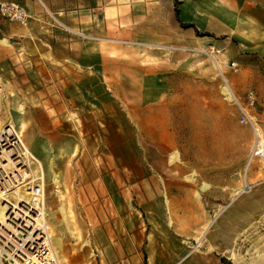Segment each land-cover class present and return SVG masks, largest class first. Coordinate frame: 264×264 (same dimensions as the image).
I'll list each match as a JSON object with an SVG mask.
<instances>
[{
  "label": "rangeland",
  "instance_id": "obj_1",
  "mask_svg": "<svg viewBox=\"0 0 264 264\" xmlns=\"http://www.w3.org/2000/svg\"><path fill=\"white\" fill-rule=\"evenodd\" d=\"M178 1L201 34L164 51L0 33V129L37 158L61 264H264V4Z\"/></svg>",
  "mask_w": 264,
  "mask_h": 264
},
{
  "label": "crops",
  "instance_id": "obj_2",
  "mask_svg": "<svg viewBox=\"0 0 264 264\" xmlns=\"http://www.w3.org/2000/svg\"><path fill=\"white\" fill-rule=\"evenodd\" d=\"M2 1L20 4L30 15L26 25L0 17L2 36L25 41L26 35L31 38L47 33L64 41L71 57L80 54L87 58L95 48L100 50V43L108 39L113 26L117 28L118 40L143 47L141 51L150 47L155 48L151 51H164L163 48H173L175 42H187L197 33L194 27L181 25L175 14V0ZM258 2L264 4V0L254 1V4ZM180 17L183 22L194 24L181 13ZM195 27L199 30L197 25ZM0 41L7 43L6 38H0Z\"/></svg>",
  "mask_w": 264,
  "mask_h": 264
},
{
  "label": "built area",
  "instance_id": "obj_3",
  "mask_svg": "<svg viewBox=\"0 0 264 264\" xmlns=\"http://www.w3.org/2000/svg\"><path fill=\"white\" fill-rule=\"evenodd\" d=\"M0 17L21 24L29 20L22 5L2 0ZM243 111L241 122H247L250 116L246 110ZM1 136L0 143L13 144L10 148L19 155L18 164L26 168L27 172L15 170L10 164L4 166L1 162L3 158L0 157V204L11 207L0 208V264H61L53 246V227L57 224L51 216L52 212H58V208H32L31 199H42L47 192L44 177L36 178L35 182H31L33 179L30 176L24 177L31 171H28L29 165L23 156L17 153V147L21 148V140L14 144L19 137H16L17 134L10 136L7 131ZM261 146L259 140V151L262 150Z\"/></svg>",
  "mask_w": 264,
  "mask_h": 264
},
{
  "label": "bare ground",
  "instance_id": "obj_4",
  "mask_svg": "<svg viewBox=\"0 0 264 264\" xmlns=\"http://www.w3.org/2000/svg\"><path fill=\"white\" fill-rule=\"evenodd\" d=\"M29 20H30V15H29ZM29 20H28V22H29ZM28 22L26 24H28ZM19 24H21V23H19ZM26 24H22V25H26ZM0 95H1V89H0ZM20 117H21V115H20ZM14 123H15V120L12 122V124L14 125ZM16 123L17 124H15V126H17L18 129L20 130L21 129L20 128L21 126H18L19 121L17 120ZM9 125L11 126V128L10 127H5L4 128V126H1L0 136L2 135V133H6V131H7V132H9L10 136H15V134H17L16 137H19L17 140L14 141V144L15 143L16 144L19 143V141L21 140V143L19 145L21 148L17 147V153L18 154H21L23 156V159H25L26 160L25 162H27L28 165H29V170L28 171L29 172L31 171V173H27L26 175H24V177H26V176L32 177L33 180L31 182H35L36 181V178H38V177H42V176L44 177V175L42 174V172H39V176H35V174L31 170V166H32V163L34 162L33 159L35 160L36 163L38 162L37 161V158H35L34 153L30 150L31 153L34 156L32 158V156L30 154V151L28 150V148L26 147V145L24 144V142H23V140L21 138L22 135L20 136L19 132L17 131V129L13 125H11V124H9ZM13 131H16V133L13 132ZM23 137H24V134H23ZM0 138H2V136ZM25 139L28 140V136L27 135L25 136ZM260 141H261V145H262L261 146L262 150H260L259 152L264 155V140L263 139L262 140L260 139ZM7 145H8L7 142L0 143V154H1L0 157L3 158V159H1V162L3 161L2 163H4V166L10 164L11 167L14 168L15 170H21V169H23L24 172L26 173L27 172L26 171V168H23L22 166H19V164H18L19 161H18L17 157H19V155H17L16 152L13 151L12 148H10V146L13 145V144H9L8 146ZM40 171H42V170H40ZM22 182H24V181H20L19 183H22ZM27 184H29V183H27ZM23 185H25V184H23ZM44 196H45V194H44ZM45 199L46 198H44V197L42 199L41 198L31 199L32 204H33L32 208H43V206L46 207L47 206V202H46ZM0 208H11V207H8L5 204L4 205H1L0 204ZM45 221H47V219ZM53 237H54V239H53L54 242L53 243H55V240H57V239H56V235H55L54 231H53Z\"/></svg>",
  "mask_w": 264,
  "mask_h": 264
},
{
  "label": "trees",
  "instance_id": "obj_5",
  "mask_svg": "<svg viewBox=\"0 0 264 264\" xmlns=\"http://www.w3.org/2000/svg\"><path fill=\"white\" fill-rule=\"evenodd\" d=\"M175 14H176L177 19L179 20V22L181 23V25H182L183 27H186V28H187V27H194L195 30H196V32H197L198 34H201V33L199 32V30L195 27L194 24H192V23H185V22L182 21V19H181V17H180V8H179V1H178V0L176 1ZM205 34H208V33H205ZM223 261H226V259L223 258Z\"/></svg>",
  "mask_w": 264,
  "mask_h": 264
}]
</instances>
